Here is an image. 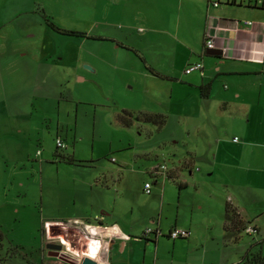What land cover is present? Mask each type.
Masks as SVG:
<instances>
[{
  "label": "rangeland",
  "instance_id": "374dc122",
  "mask_svg": "<svg viewBox=\"0 0 264 264\" xmlns=\"http://www.w3.org/2000/svg\"><path fill=\"white\" fill-rule=\"evenodd\" d=\"M145 1L151 10L164 9L162 19L172 25L176 0ZM168 3L173 4L171 8ZM143 9L141 0H0V264L74 263L70 252L63 249L61 257H54L46 254L44 245L64 235L73 240L76 251L88 249L91 241L84 236V229L78 224L79 230L73 228L75 223L69 217H87L96 223L98 173L106 174L108 167L117 166L110 159H119L120 153L127 159L122 166L125 174L134 176V189L126 196L135 204L149 197L141 196L138 188L142 184L138 183L140 171L148 163L164 164L167 171L175 169L187 177L183 161L178 160L186 153L178 156L173 151L183 152L193 145L196 136L188 130L190 121L171 112L162 116L160 126L133 121L123 127L115 121L119 111L115 102L129 103L134 98L141 84L131 78L146 68L138 56L132 67H113L126 52L115 51L111 38L98 39V34L122 36L131 31L129 27L142 25V19L130 10ZM47 21L84 36L57 31ZM53 59L59 61L54 65L57 70L46 71L39 65ZM72 65L77 66L81 81L71 73ZM223 133L220 128L202 130L198 146L207 151V139ZM57 137L64 148L56 146ZM146 152L154 153L157 160L150 154L151 159L145 158L142 154ZM61 156L74 161L63 162ZM199 163L195 160L197 167ZM143 175L150 184L156 178L152 185L156 205L162 194L171 206L176 204L178 189L173 181L162 174ZM204 179L219 186L223 180L217 172ZM219 189L224 198V187ZM256 194L264 200V189ZM181 210L178 219L186 217ZM222 241L212 252L217 254L212 257L215 264H240L247 250L257 248L264 257V211L255 232L235 231Z\"/></svg>",
  "mask_w": 264,
  "mask_h": 264
},
{
  "label": "crops",
  "instance_id": "0c3cea01",
  "mask_svg": "<svg viewBox=\"0 0 264 264\" xmlns=\"http://www.w3.org/2000/svg\"><path fill=\"white\" fill-rule=\"evenodd\" d=\"M141 1L143 11L130 12L142 19V25L129 27L131 31L122 36L98 34V39L111 38L115 51L126 52L122 61L116 59L113 67H132L138 56L145 68L160 75L155 76L146 68L136 77L138 80L131 78L141 84L140 90L129 103L115 102L117 110L166 117L171 112L190 121L188 130L196 136L193 145L183 152L173 151L178 156L186 153L178 160L183 161L187 177L175 169H166L162 176L177 185L176 204L171 206L162 194L156 205L152 190L156 178L150 184L149 194L143 190L147 182L143 174L157 177L151 172L155 165L148 163L140 171L138 183L142 184L138 188L141 196L149 197L135 204L126 196L134 189V176L125 174L122 166L127 159L120 153L119 159H110L117 166L108 167L106 174L98 173L99 214L93 218L96 223L81 216L69 219L82 226L91 241L83 256L98 264H163V261L215 264L212 257L217 254L212 252L226 236L224 225L230 215L225 209L227 204L239 220L254 227L264 211V200L256 194L264 189V3L263 0H176L175 19L168 25L162 19L164 9L151 10L149 1ZM213 2L217 5L213 6ZM244 21L251 23L247 25ZM206 37L212 38L213 49L219 50V55L206 53L208 49L203 48ZM58 62L53 59L39 65L49 71L56 69L54 65ZM197 62L201 63V70L185 71L189 64ZM71 69L81 81L77 66L72 65ZM199 87L207 93L206 97L200 96ZM215 128L224 133L208 138L210 147L203 151L198 146L199 134ZM203 134L209 136L205 131ZM234 137L236 141H232ZM147 154L157 160L152 152L142 155L151 159ZM195 160L200 162L198 167ZM61 161L74 159L62 157ZM216 172L223 179L220 186L224 187V198L216 181L204 179ZM179 208L186 216L183 219H178ZM149 228L152 233L144 237V230ZM173 228L186 229L189 234L184 239H169L167 234ZM155 231L161 232L160 235H155ZM58 238L70 242L68 250L70 247L71 256L79 261L81 253L76 251L73 240H67L64 235ZM179 248H184V252ZM193 251H200V256L193 255Z\"/></svg>",
  "mask_w": 264,
  "mask_h": 264
},
{
  "label": "trees",
  "instance_id": "16d2710c",
  "mask_svg": "<svg viewBox=\"0 0 264 264\" xmlns=\"http://www.w3.org/2000/svg\"><path fill=\"white\" fill-rule=\"evenodd\" d=\"M47 25L57 31H62L70 35L84 36L83 32L71 31V30H61L57 28L55 25H53L50 21H47ZM147 69L153 75L158 76V77L160 76L156 72H153L151 69L149 68ZM199 93H200V96L206 97L207 93L203 91L202 87H199ZM115 121L123 127H129L133 123V121H140V122H145V123H150L153 125L160 126L164 120L161 115L156 114V113H151V114L132 113V112L125 111V110H120L118 113L115 114ZM225 209H226V212L230 213V215H228V222L227 224L224 225L225 235H227L228 233L232 234L235 231L244 232L243 229H244L246 222L239 220L236 214L234 213V211L232 210V208L228 204L225 207ZM0 238H1V232H0ZM255 245L256 244L252 246H255ZM260 252L261 251L258 248L253 251L247 250L244 253V255L240 258L239 263L240 264H264V257L261 255Z\"/></svg>",
  "mask_w": 264,
  "mask_h": 264
},
{
  "label": "built area",
  "instance_id": "2783aa9c",
  "mask_svg": "<svg viewBox=\"0 0 264 264\" xmlns=\"http://www.w3.org/2000/svg\"><path fill=\"white\" fill-rule=\"evenodd\" d=\"M262 3H264V0L262 1ZM217 5V2H213V6H216ZM245 24L247 25H250V21H244ZM203 48L204 49H213L214 48V42L212 40V38L210 37H206L204 38L203 40ZM196 71V70H201V63L197 62V63H194V64H189L186 68H185V71L186 72H191V71ZM233 140H236V137L233 138ZM56 146L58 148H64L65 145L64 143L62 142V140L60 138H56ZM166 170V166L164 164H157L153 167L152 169V173L158 175V174H162L164 173ZM143 190L145 193L149 194L150 193V183L149 182H145L143 184ZM244 233L246 234H252L253 232H255V227L253 225H250V223L246 222L245 226H244V229H243ZM150 232L149 229H145L144 230V234H148ZM156 234H160V232H156ZM189 232L188 230L186 229H183V228H173L172 230H170L167 234L168 238L169 239H184L188 236ZM60 243L64 246V249L66 252H70L68 250V244L65 243V242H62L61 240H59ZM64 252V251H63ZM81 253V256L79 257H82L84 255L85 252H80ZM77 254H75V257H76Z\"/></svg>",
  "mask_w": 264,
  "mask_h": 264
},
{
  "label": "water",
  "instance_id": "95a60500",
  "mask_svg": "<svg viewBox=\"0 0 264 264\" xmlns=\"http://www.w3.org/2000/svg\"><path fill=\"white\" fill-rule=\"evenodd\" d=\"M206 53L208 55H219L220 54V51L219 50H215V49H208L206 51ZM87 67V66H86ZM44 247L48 250H50L51 252V255L52 256H55V257H61L59 256L58 254V251H61L64 249V246L62 244H57V243H54V242H48L44 245ZM98 264L94 259L92 258H89L87 256H84L82 257L79 261L78 260H75V262L73 264Z\"/></svg>",
  "mask_w": 264,
  "mask_h": 264
},
{
  "label": "flooded vegetation",
  "instance_id": "af4514ba",
  "mask_svg": "<svg viewBox=\"0 0 264 264\" xmlns=\"http://www.w3.org/2000/svg\"><path fill=\"white\" fill-rule=\"evenodd\" d=\"M72 227H73V228H76V230H79L76 224H72ZM72 227H71V228H72ZM80 232L82 233V230H81V229H80ZM84 236H86V234H85ZM49 243H50V242H49ZM54 243L61 244L59 240H57V241L54 242ZM44 248H45V247H44ZM45 249H46V248H45ZM62 251H63V250L58 251L59 256H62V254L64 253V252H62ZM48 252H51V251L48 250V249H46V254H47V255H48Z\"/></svg>",
  "mask_w": 264,
  "mask_h": 264
},
{
  "label": "clouds",
  "instance_id": "9594fccd",
  "mask_svg": "<svg viewBox=\"0 0 264 264\" xmlns=\"http://www.w3.org/2000/svg\"><path fill=\"white\" fill-rule=\"evenodd\" d=\"M84 257V256H83Z\"/></svg>",
  "mask_w": 264,
  "mask_h": 264
}]
</instances>
